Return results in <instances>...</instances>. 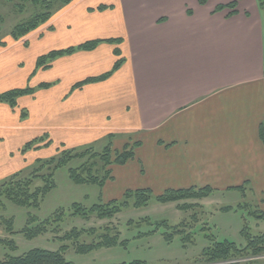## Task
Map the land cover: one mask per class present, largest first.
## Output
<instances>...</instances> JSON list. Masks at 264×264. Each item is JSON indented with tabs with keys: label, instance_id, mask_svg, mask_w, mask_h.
Here are the masks:
<instances>
[{
	"label": "crops",
	"instance_id": "obj_1",
	"mask_svg": "<svg viewBox=\"0 0 264 264\" xmlns=\"http://www.w3.org/2000/svg\"><path fill=\"white\" fill-rule=\"evenodd\" d=\"M231 2L74 0L64 7L37 37L54 40L49 53L102 43L35 71L49 75L40 85L50 88L20 98L15 109L0 103V184L22 173L31 154L53 145L103 147L112 138L117 152L140 146L133 160L110 168L112 179L99 188L106 203L127 191L159 196L211 187L213 198L244 186L264 211V9L258 0H242L234 14L217 11ZM15 47L22 48L0 49V57ZM42 136L40 149L22 154ZM168 205L179 204L161 207ZM120 247L97 251V264H120Z\"/></svg>",
	"mask_w": 264,
	"mask_h": 264
},
{
	"label": "rangeland",
	"instance_id": "obj_2",
	"mask_svg": "<svg viewBox=\"0 0 264 264\" xmlns=\"http://www.w3.org/2000/svg\"><path fill=\"white\" fill-rule=\"evenodd\" d=\"M18 3V0H13V2L0 0V16L5 19V24L0 31V42L7 41V47L14 45L22 47L20 49L10 48L11 51L8 55L0 57V95L15 89L22 90L29 87L38 89L43 79L48 78L49 75L41 73L37 77L32 76L36 71V61L38 58L48 55L57 46L54 40L47 35L42 39L37 38L43 31L48 30L51 25L42 28L39 32L32 34L21 42L15 43L11 40L10 34L13 29L31 19L41 10L29 4L26 13L20 14L16 9ZM62 9L57 7L54 14H58ZM7 47H1L0 49L3 50ZM17 143L18 141L14 143V147ZM25 143L26 141L21 146H24ZM94 147L99 152L104 149L99 146ZM87 148L89 147L72 149L81 151ZM15 150H18V147ZM58 153L56 146L53 145L50 149L30 155L29 163L23 170L22 175L24 178L34 177L33 190L44 186L42 179L35 178V172L41 167L38 161H49L59 156ZM85 162L86 160H75L69 167L56 172L54 178L56 187L46 196L40 209L21 208L7 200H3L4 207L0 208V237L6 242H13L15 248L0 244V261L9 257L23 256L34 249L56 251L62 245H68L69 250L66 253V258L69 261L97 264L100 262L99 252L79 255L76 252V245L91 244L98 235L111 232L112 235L120 233V240L127 243L126 246L116 249L120 252V264H131L137 261L143 264H210L206 262L203 251L213 245L214 242L227 240L235 243L240 248L246 246V242L241 236L244 218L248 221L252 236L264 235V222L257 221L249 216V212H254L255 209L263 211L260 200L253 198L251 195H249V198H244L239 192L230 193L226 197L216 195L213 198L210 197L204 200H192L191 203L199 207L188 212L180 211L178 207H173V205L161 207V204L153 202L147 208L141 210L134 208L124 210L113 219L100 220L96 216H92L91 219L85 220L74 217L73 213L75 211L72 209L74 204L91 208L102 201L100 189L97 186H78L69 177L70 168L77 169ZM93 162L96 163L95 166H98V168L103 166L99 159L93 160ZM37 175L47 176L49 171L47 169ZM202 204H205V207L201 206ZM241 204H247L248 207L238 209ZM225 207H232L234 210L224 213L222 208ZM57 211H62L64 215L53 219V222L47 226V233L32 240L25 236L23 232L28 226L29 216L37 219V223L29 225L34 228L43 224ZM57 219L60 221L56 222ZM144 219L148 221L143 222ZM10 220H14V234H11L8 229L10 227L8 221ZM165 220L169 222L170 226L175 228L180 226L179 228L182 230L181 234L175 235L171 243L164 240V233H172V231L162 229L152 236L148 235V233L154 231L157 224ZM73 229L85 232L78 243L76 240L65 239L66 235ZM187 235L190 239L188 238L185 244L183 238ZM103 251H106V249H103ZM212 264H264V256L254 257L248 254V257L241 260L234 259L229 262Z\"/></svg>",
	"mask_w": 264,
	"mask_h": 264
},
{
	"label": "trees",
	"instance_id": "obj_3",
	"mask_svg": "<svg viewBox=\"0 0 264 264\" xmlns=\"http://www.w3.org/2000/svg\"><path fill=\"white\" fill-rule=\"evenodd\" d=\"M13 2V0H6ZM19 3L16 5V9L20 14H24L27 11L28 5L31 4L35 7L40 8V12L34 15L28 21L17 25L12 33L10 38L13 42L18 43L22 40L28 38L34 33L39 32L42 28L48 26L54 17V13L57 7H67L71 5L74 0H18ZM209 0H200L201 5H205ZM242 0H233L230 4L220 5L217 8V11H223L228 9L231 11V14L236 13L238 3ZM259 6L261 9H264V0H258ZM106 7H99L98 10L102 11ZM5 24V19L3 16H0V31L2 26ZM51 28V27H50ZM117 43V41H111ZM102 41H91L87 42L78 47H72L67 50L53 51L48 55H44L38 58L36 62V71L39 70H48L52 67L53 62L61 57L69 56L74 54L77 51H92L100 45ZM8 42H0L1 47H7ZM117 56H120L118 51H115ZM123 61L122 59L118 60L115 64L113 72H116L120 69ZM112 73L107 74L106 76L99 79H88L85 82L78 84L76 88H82L87 84L95 83L98 81H103L108 79ZM50 88L49 84H41L38 89H48ZM36 89L31 87L27 89H15L9 92H6L0 95V103L8 104L11 108L15 109L18 107V100L24 96L34 95ZM22 120L27 119L28 111L23 109L20 115ZM261 138L264 141V122L261 125ZM47 141L46 138H41L39 140H34L25 145L22 150V154H25L28 151L35 150L36 148L40 149L41 145ZM51 142H47L46 146H49ZM140 146L139 143L134 144L132 147L126 146L122 152H117L114 150L112 143V138L103 146V151H96L97 149L94 146H90L87 149L78 151V149H67L61 147L58 149L59 156L52 158L49 161L42 162L38 161V164H41V167L35 172V178H40L44 182V186L33 190L34 177L24 178L22 173L16 174L6 182L0 185V208L4 207L3 200H7L10 203L15 204L18 207L26 209H40L46 196L56 187L55 184V174L58 170L67 168L75 160H86V162L77 169H69V177L71 181L78 185H94L100 189H103L106 182L112 179V172L110 168L114 165H125L129 161L135 158V150ZM99 159L103 166L98 168L95 166L96 163L93 160ZM49 171V175L38 176L45 170ZM246 187L231 188V192H239L244 198ZM216 192L215 189L211 187L205 188H190L182 190H169L163 195L156 196L151 190H136V191H127L122 199L113 200L108 203H104L102 200L99 204L92 206L91 208H85L81 204H74L72 209H74L73 216L79 217L85 220L91 219L92 216H96L100 220L113 219L117 215H120L124 210L129 208H134L136 210H141L147 208L151 203L156 202L161 205L167 204H179L178 209L183 212H188L189 210H194L199 206L193 204H187L188 201L192 200H204L210 198ZM134 201V203H132ZM183 203V204H180ZM247 204L239 205L238 209L246 208ZM234 209L232 207L222 208L224 213L232 212ZM63 212L57 211L51 218L47 219L43 224L36 227H30L37 223V219L29 216L28 226L24 230L25 236L29 239H35L36 237L43 235L48 232L47 226L53 222V219L56 217H62ZM251 218L256 219L257 221L264 222V211L260 209H255L254 212H249ZM59 222L60 220H55ZM147 219H144L143 222H147ZM244 225L241 231V236L246 242L244 248L238 247L235 243L230 241H217L213 245L208 247L203 251V256L206 262L212 263H224L229 262L234 259L241 260L242 258L248 257V254H251L254 257L264 256V235L252 236L249 231L248 221L246 218L243 219ZM11 234H14L13 223L14 220L8 221ZM141 222V221H140ZM130 224V222H129ZM180 227V226H179ZM179 227L170 226L167 220L157 224L154 231L148 233L149 236H152L159 232L162 229L167 231H172V233H164V240L167 243H171L175 235L181 234L182 230ZM85 232L77 229H73L65 239L76 240L78 243L80 237L84 235ZM96 236V235H95ZM94 236V237H95ZM189 235L183 238L184 242L188 241ZM190 239V238H189ZM0 244H5L11 248H15L13 242H6L0 237ZM127 243L120 240V233L112 235L111 232H107L102 235H98L97 238L91 244H80L76 245L77 254L79 255H88L94 252H97L102 249L113 248L117 246H126ZM69 250L68 245H62L59 250L50 251L46 249H34L29 251L27 254L19 257H9L6 260H1L0 264H73L66 258V253ZM131 264H143L141 262H134Z\"/></svg>",
	"mask_w": 264,
	"mask_h": 264
}]
</instances>
